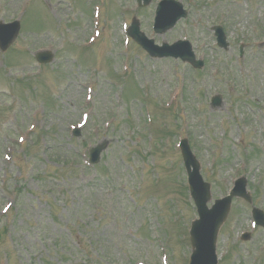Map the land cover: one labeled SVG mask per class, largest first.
I'll return each instance as SVG.
<instances>
[{
	"label": "rangeland",
	"instance_id": "obj_1",
	"mask_svg": "<svg viewBox=\"0 0 264 264\" xmlns=\"http://www.w3.org/2000/svg\"><path fill=\"white\" fill-rule=\"evenodd\" d=\"M159 1L0 0V25L21 26L0 50V212L14 204L0 213V264H188L198 214L181 138L211 184L210 205L246 180L251 204L232 202L220 263L264 264V228L252 226L253 209L264 212V0H181L188 19L163 35L153 31ZM97 3L102 36L85 48ZM124 18L157 45H206V68L127 45ZM218 25L228 50L216 46ZM47 49L54 61L40 65ZM216 95L224 100L212 106Z\"/></svg>",
	"mask_w": 264,
	"mask_h": 264
},
{
	"label": "water",
	"instance_id": "obj_2",
	"mask_svg": "<svg viewBox=\"0 0 264 264\" xmlns=\"http://www.w3.org/2000/svg\"><path fill=\"white\" fill-rule=\"evenodd\" d=\"M141 1V0H139ZM149 0H145V4H149ZM186 12L182 9L181 5H174L172 2H164L160 5L157 12L156 30L160 33H165L174 27V25L181 19L186 17ZM7 29L5 31V29ZM20 31V25L18 23L3 26L0 25V44L3 46V42L10 45L18 36ZM136 41L141 42L144 38L137 29L131 32ZM224 42V37L221 39ZM3 46L4 49L8 47ZM142 45L151 54L152 57H168L176 56L182 57L184 61L191 62L195 67H201L202 64H198L192 59V54L188 50V46L183 43H178L173 48L165 46L162 49L154 46V42L143 40ZM227 47V44H224ZM51 58L46 59L45 62H49ZM105 147H98L94 163L99 161V154ZM183 154L187 169L189 171V177L192 186V196L195 199L200 215V220L195 221L192 226L191 237L194 248L191 264H218L216 256V242L218 232L222 224L227 218L230 211L232 197L225 199L217 204L213 210H209L207 203L211 200L210 186L204 184L202 177L199 174L200 166L198 165L195 157L192 155L187 143L183 146ZM191 167L194 170H191ZM245 182L240 181L238 183V189L233 196L245 197L244 193ZM220 206V208L218 207Z\"/></svg>",
	"mask_w": 264,
	"mask_h": 264
}]
</instances>
